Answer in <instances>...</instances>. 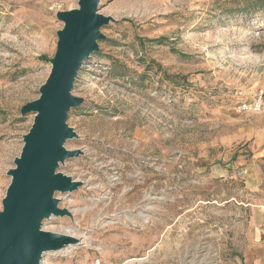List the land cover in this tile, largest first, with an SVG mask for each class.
I'll return each instance as SVG.
<instances>
[{"label":"rangeland","instance_id":"374dc122","mask_svg":"<svg viewBox=\"0 0 264 264\" xmlns=\"http://www.w3.org/2000/svg\"><path fill=\"white\" fill-rule=\"evenodd\" d=\"M78 0H0V210L56 50L59 11ZM110 17L77 73L61 163L81 185L56 192L70 216L42 229L76 244L40 264H240L264 205L262 0H99Z\"/></svg>","mask_w":264,"mask_h":264},{"label":"water","instance_id":"95a60500","mask_svg":"<svg viewBox=\"0 0 264 264\" xmlns=\"http://www.w3.org/2000/svg\"><path fill=\"white\" fill-rule=\"evenodd\" d=\"M99 0H78L77 8L59 11L63 26L56 32V50L50 72L39 88L37 99L24 104L20 113H32L33 121L14 166L7 170L10 182L1 200L0 264H40L42 255L76 244L71 234L42 229L44 219L70 216L58 207L56 192L76 190L81 183L61 172L58 166L82 152L68 150L65 142L77 137L66 120L71 108L82 104L72 94L82 63L98 50L102 26L110 17L99 13Z\"/></svg>","mask_w":264,"mask_h":264},{"label":"crops","instance_id":"0c3cea01","mask_svg":"<svg viewBox=\"0 0 264 264\" xmlns=\"http://www.w3.org/2000/svg\"><path fill=\"white\" fill-rule=\"evenodd\" d=\"M252 211L245 231L240 264H264V205Z\"/></svg>","mask_w":264,"mask_h":264},{"label":"built area","instance_id":"2783aa9c","mask_svg":"<svg viewBox=\"0 0 264 264\" xmlns=\"http://www.w3.org/2000/svg\"><path fill=\"white\" fill-rule=\"evenodd\" d=\"M264 104L263 92L260 91L255 98L248 102H242L238 105L239 112H259ZM92 264H103L100 258H95Z\"/></svg>","mask_w":264,"mask_h":264},{"label":"trees","instance_id":"16d2710c","mask_svg":"<svg viewBox=\"0 0 264 264\" xmlns=\"http://www.w3.org/2000/svg\"><path fill=\"white\" fill-rule=\"evenodd\" d=\"M262 2H264V0H262Z\"/></svg>","mask_w":264,"mask_h":264},{"label":"bare ground","instance_id":"6f19581e","mask_svg":"<svg viewBox=\"0 0 264 264\" xmlns=\"http://www.w3.org/2000/svg\"><path fill=\"white\" fill-rule=\"evenodd\" d=\"M71 234V233H70ZM71 235H73V234H71Z\"/></svg>","mask_w":264,"mask_h":264}]
</instances>
